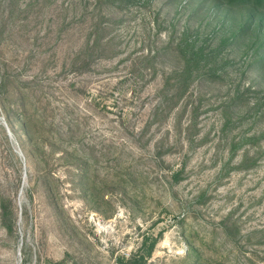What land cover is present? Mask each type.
<instances>
[{"label": "rangeland", "instance_id": "374dc122", "mask_svg": "<svg viewBox=\"0 0 264 264\" xmlns=\"http://www.w3.org/2000/svg\"><path fill=\"white\" fill-rule=\"evenodd\" d=\"M55 263L264 264L259 0H0V264Z\"/></svg>", "mask_w": 264, "mask_h": 264}, {"label": "trees", "instance_id": "16d2710c", "mask_svg": "<svg viewBox=\"0 0 264 264\" xmlns=\"http://www.w3.org/2000/svg\"><path fill=\"white\" fill-rule=\"evenodd\" d=\"M231 1H232V0H231ZM235 1L246 2V1H249V0H235ZM259 2L262 3V4H264V0H259ZM152 245H153V244H152ZM151 248H152V246H151ZM149 254H150V252H148L147 255H149ZM55 264H61V263H55Z\"/></svg>", "mask_w": 264, "mask_h": 264}, {"label": "water", "instance_id": "95a60500", "mask_svg": "<svg viewBox=\"0 0 264 264\" xmlns=\"http://www.w3.org/2000/svg\"><path fill=\"white\" fill-rule=\"evenodd\" d=\"M5 126H6V129H7L8 133H9V135H11L10 129H9V127L7 126L6 123H5Z\"/></svg>", "mask_w": 264, "mask_h": 264}]
</instances>
